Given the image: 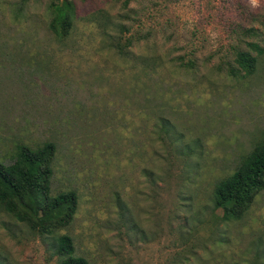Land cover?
Segmentation results:
<instances>
[{"label":"rangeland","instance_id":"rangeland-1","mask_svg":"<svg viewBox=\"0 0 264 264\" xmlns=\"http://www.w3.org/2000/svg\"><path fill=\"white\" fill-rule=\"evenodd\" d=\"M51 1L0 0V161L55 143L52 195L79 199L60 232L76 255L264 264V190L240 220L213 203L216 183L264 137V54L251 76L228 71L246 42L264 48V0H132L128 23L154 32L129 58L85 20L118 17L123 0H74L79 21L63 42L48 28ZM0 264L58 257L0 206Z\"/></svg>","mask_w":264,"mask_h":264},{"label":"trees","instance_id":"trees-1","mask_svg":"<svg viewBox=\"0 0 264 264\" xmlns=\"http://www.w3.org/2000/svg\"><path fill=\"white\" fill-rule=\"evenodd\" d=\"M131 2L122 1L124 12L116 18H110L103 11L85 17L86 21L96 24L102 30L101 34L108 47L116 50L123 58H129L130 48L148 39L154 32L151 28L134 31L128 23L132 21L131 14L134 13L133 7H130ZM48 9V28L58 41L63 42L79 21L77 5L74 0H53ZM99 17L103 18V23L97 21ZM246 47V50L235 51L233 64L228 69L231 76L247 77L257 72L264 48L256 41L246 42ZM183 66L194 68L195 61L189 60ZM56 152L53 142H46L36 149L19 145L12 164L5 165L0 161V206L41 238L51 241L58 264H89L85 258L76 255L72 237L60 233L74 221L79 199L75 191L52 195ZM263 190L264 137L243 158L233 174L216 183L214 208L223 210L225 221L240 220Z\"/></svg>","mask_w":264,"mask_h":264}]
</instances>
